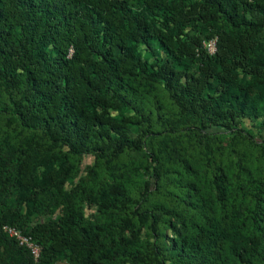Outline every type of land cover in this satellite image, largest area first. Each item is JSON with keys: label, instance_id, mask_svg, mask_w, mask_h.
Instances as JSON below:
<instances>
[{"label": "trees", "instance_id": "trees-1", "mask_svg": "<svg viewBox=\"0 0 264 264\" xmlns=\"http://www.w3.org/2000/svg\"><path fill=\"white\" fill-rule=\"evenodd\" d=\"M61 263L264 264V0H0V264Z\"/></svg>", "mask_w": 264, "mask_h": 264}, {"label": "built area", "instance_id": "built-area-1", "mask_svg": "<svg viewBox=\"0 0 264 264\" xmlns=\"http://www.w3.org/2000/svg\"><path fill=\"white\" fill-rule=\"evenodd\" d=\"M206 49L209 53H215L216 51V42L212 41L205 45ZM4 232L7 233L11 238L15 239L20 246L27 248L30 250L33 258L38 260L41 253V248L33 241V239L29 236L23 235L19 230L5 226Z\"/></svg>", "mask_w": 264, "mask_h": 264}, {"label": "rangeland", "instance_id": "rangeland-1", "mask_svg": "<svg viewBox=\"0 0 264 264\" xmlns=\"http://www.w3.org/2000/svg\"><path fill=\"white\" fill-rule=\"evenodd\" d=\"M92 162H93V159L91 157L85 158V160L83 161V165H82L83 168L86 165H90ZM93 212H94V210H91V209L87 210V214H92ZM61 264H64V263H61Z\"/></svg>", "mask_w": 264, "mask_h": 264}]
</instances>
